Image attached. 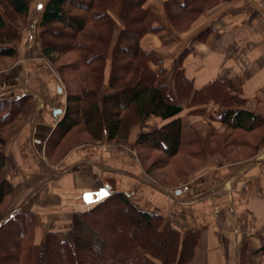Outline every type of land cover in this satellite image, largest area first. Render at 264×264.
<instances>
[{"label": "trees", "instance_id": "obj_1", "mask_svg": "<svg viewBox=\"0 0 264 264\" xmlns=\"http://www.w3.org/2000/svg\"><path fill=\"white\" fill-rule=\"evenodd\" d=\"M147 1H48L41 20L42 52L67 95L65 114L47 146L48 156H53L65 138H69L70 147L78 142H100L105 136L109 143L121 145L129 141L136 129L140 130L135 142L140 160L148 174L165 184L171 183L161 181L153 172L171 167L181 154L193 160L191 166L200 161L196 169L209 158H248L253 153L248 148L259 147L264 141V132L255 131L264 119L243 109L246 100L239 97L231 81L215 79L195 89L183 66L186 50L173 65L177 98H191L193 106L201 107L196 113L209 115V103H218L226 110L220 118L214 113L209 116L219 120L224 129L213 125L205 133L194 129L190 146L184 150V124L175 118L183 107L169 95L166 69L161 66L155 71L151 63L159 64L157 59L141 46L145 35L161 33L167 27L146 7ZM226 1L229 0H168L170 25L184 32L201 15ZM31 2L0 0V63L18 56L13 44L21 40ZM172 6L180 11L174 12ZM112 12L125 25L114 46L116 25ZM209 31L205 30L198 39H205ZM109 64L111 91L105 93ZM31 110L30 96L0 100V218L15 194L13 185L2 175L6 164L4 148L8 136L29 118ZM151 117L175 119L147 132L144 127ZM65 151L57 153L56 160ZM155 152L159 155L155 156ZM190 171L184 172L183 181ZM36 226V214L25 210L0 225V264H189L202 237L200 229L182 232L163 215L139 209L125 193L111 194L94 206L77 211L72 221V241L50 232L37 259ZM242 264L248 263L242 260Z\"/></svg>", "mask_w": 264, "mask_h": 264}, {"label": "crops", "instance_id": "obj_2", "mask_svg": "<svg viewBox=\"0 0 264 264\" xmlns=\"http://www.w3.org/2000/svg\"><path fill=\"white\" fill-rule=\"evenodd\" d=\"M48 1L32 0L28 29L22 30L21 40L13 44L18 56L0 63V100L30 96L32 104L29 118L8 136L4 148L2 175L13 185L15 194L0 225L23 210L36 214V258L50 232L72 241V221L77 211L111 194L125 193L136 207L163 215L182 232L202 230L189 264H242V260L264 264V141L259 147L248 148L252 155L240 161H220L222 157L205 160L177 185L162 183L147 173L135 148L140 132L136 129L121 145L109 143L105 136L100 142H78L70 147L69 138H65L58 147L51 144L57 150L48 156V143L67 107L66 89L41 47V20ZM167 2L147 1L146 7L167 27L161 33L145 35L141 46L157 59L159 64L151 63L155 71L161 66L167 71L169 95L183 107L175 118L184 124V142L189 137L186 146H190L194 129L205 133L211 125L224 128L219 120L209 119L210 114L196 113L201 107L193 106L191 98H177L173 65L184 50L183 66L195 89L215 79L231 81L239 97L246 100L243 109L264 119V0L223 2L183 33L170 25ZM111 15L116 25L114 46L125 25L115 13ZM207 29L206 38L199 40ZM110 74L109 64L105 93L111 91ZM60 85L63 93L59 92ZM225 110L220 105L214 114L220 118ZM173 119L151 117L144 130L151 132ZM255 131L263 134L264 124ZM61 151L65 153L56 161Z\"/></svg>", "mask_w": 264, "mask_h": 264}, {"label": "rangeland", "instance_id": "obj_3", "mask_svg": "<svg viewBox=\"0 0 264 264\" xmlns=\"http://www.w3.org/2000/svg\"><path fill=\"white\" fill-rule=\"evenodd\" d=\"M36 2L37 3H40V2L43 3L44 0H41V1L40 0H36ZM172 9H173L174 12L177 11V10H178V12L180 11L179 8L174 7V6H172ZM166 12L168 13L167 9H166ZM32 18L34 19V17H32ZM26 28L28 29V24H25V26L21 28V32H22V30H27ZM190 28L188 30H190ZM188 30H185V32H187ZM181 33H183V32H181ZM63 89H64V87H63ZM170 93L173 96V87L172 86L170 87ZM219 106H220V104H218V103H209V105H208L209 108L208 109L210 110V114L212 113V117L214 115L213 113H216V112L219 111ZM157 128H159V126ZM187 138H188V141H189V137H187ZM187 138H185V142H186ZM185 142H184V144H185ZM185 146H186V144L184 145V150H186ZM62 154L63 153H61V156H62ZM154 155L155 156L159 155V152H155ZM60 158L58 160H60ZM174 162H175L174 165H172L171 167L169 166V168H167L166 170H162V171L157 170V171L153 172V175L156 176V177L158 175V178L160 177L161 181H165V182H168V183H171V184H176V183H179V182H183V180H184V178H183L184 177V172L187 173V170H191V171L196 170L195 167H197L201 163L200 161H198V162H196V163H198L197 165L191 166V162L193 163V160L191 158H189L188 156L183 155V154H181V156H179L177 158V160L174 161ZM148 164H150V161L148 162ZM148 164H147V167H148ZM35 259H37V257ZM113 264H120V263L117 262V263H113Z\"/></svg>", "mask_w": 264, "mask_h": 264}, {"label": "water", "instance_id": "obj_4", "mask_svg": "<svg viewBox=\"0 0 264 264\" xmlns=\"http://www.w3.org/2000/svg\"><path fill=\"white\" fill-rule=\"evenodd\" d=\"M58 89H59V92H60V93H63V92H64L63 87H62L61 85L58 87ZM60 113H63V112L60 111Z\"/></svg>", "mask_w": 264, "mask_h": 264}]
</instances>
